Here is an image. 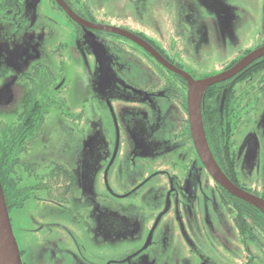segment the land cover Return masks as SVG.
Listing matches in <instances>:
<instances>
[{
  "label": "flooded vegetation",
  "instance_id": "flooded-vegetation-1",
  "mask_svg": "<svg viewBox=\"0 0 264 264\" xmlns=\"http://www.w3.org/2000/svg\"><path fill=\"white\" fill-rule=\"evenodd\" d=\"M62 1L79 20H74L53 0L72 32L78 36L86 31L94 33L103 41V49L95 47V54L91 53L88 88L73 107L66 96L70 86L66 63L58 48L52 51L53 55L37 58L27 46L26 68L15 66L10 75L0 67V106L12 105L13 85L22 90L21 103L12 109V118L0 119V183L11 224L19 219L17 213L26 201L34 208L32 204L38 202L51 205V210L62 215L72 202L73 215H83L80 221L85 235H68L67 242L59 237L41 240V249L32 254V259L29 252L28 261L22 264H95L96 258L103 260L101 264H159L160 258L164 259L162 264H170L173 253L166 250L168 240L172 237L171 247L180 245L174 236L176 229L180 240L188 244L193 239L200 241L196 230L204 222L200 221L199 226L193 222L190 208L203 200L229 205L230 218L242 242L256 246L258 258L264 263V215L220 186L199 157L190 130L187 82L137 41L97 28L106 25L93 19L92 0ZM187 1L176 0V9L160 22L166 26V32L160 33L164 42L168 45V35L173 38V47L166 45L168 49H162L129 24L116 28L146 42L193 80L215 74L197 76L188 72L177 57L187 59L203 46L221 44L211 42L210 37L216 30L230 33L238 13L249 19L246 27L256 30V36L264 33V0H203L202 5L209 12L204 16L197 15ZM0 20L2 30L9 26L22 31L27 21V0H0ZM235 43L228 40L224 44ZM255 45L252 50L225 58L218 74L264 46V41ZM58 46L63 50L62 44ZM70 52L77 55L75 50ZM54 57H59L57 65L52 63ZM263 102L264 55L230 78L210 85L201 97L200 110L206 143L220 170L232 184L264 200V186L259 191L257 184L263 141L250 126L252 115ZM51 113L60 116L58 124L65 132L63 137L59 135L60 141H48V145L45 120ZM106 118L120 126L118 141L102 132L101 123ZM143 125L152 132L151 136L142 131ZM141 136L148 141L153 157L147 168L141 166L136 170L133 164L143 165L145 158L133 155L137 148L131 141ZM39 147L40 154L48 160L44 164L37 161L38 155L32 156ZM122 172L131 173L127 181L117 180L110 185V176ZM97 186L105 191L104 200L95 191ZM31 219L29 216L28 220L36 222ZM50 222L51 219L42 221ZM48 227L51 229L50 224ZM41 228L38 225L33 231ZM132 241L139 248L111 254L112 247ZM97 249L107 250L106 255H96ZM189 250L195 253V248L189 246ZM247 251L241 264H251L257 257L250 249ZM193 258L196 264H213L201 254L195 253ZM181 264L193 262L186 258Z\"/></svg>",
  "mask_w": 264,
  "mask_h": 264
},
{
  "label": "rangeland",
  "instance_id": "rangeland-1",
  "mask_svg": "<svg viewBox=\"0 0 264 264\" xmlns=\"http://www.w3.org/2000/svg\"><path fill=\"white\" fill-rule=\"evenodd\" d=\"M175 1L176 0H92V4L90 5L93 10V19L96 22L104 23L106 26L115 28L129 24L130 27L143 33L162 49H168L167 46L173 47V38L168 35L170 39L168 45L165 43L166 40L164 42V38H162L160 33L161 31L166 32V26H162L160 22L166 16H170L176 9ZM187 3L197 15L204 16L206 13L209 14L202 5L203 0H188ZM244 7L246 10L250 9L248 6ZM250 14L254 15L252 12ZM126 15L134 17L135 20ZM127 17L129 20H126ZM234 19V28L230 33L216 30L215 34L213 33L210 37L211 42H222L221 44H210L207 47L203 46L198 52H195L187 59L179 56L177 57V60L181 62L185 70L194 72L197 76L217 75L220 71V65L225 58H229L246 50H252L256 47V42L259 40L264 41V33L259 37L255 35L256 30L254 31L252 28L246 27L249 22L247 17L238 13V16ZM2 23L3 21L0 20V24ZM72 31L65 16H62L54 6L53 0H27V21L22 31L18 32L9 26H7L5 30L0 28V67L8 71L10 75H12L11 73L15 66L26 68L29 64V60L27 61V46L32 49L31 53L38 55L37 58L46 57L48 54L50 55V53L53 55L52 51L58 48V53L62 52V60L66 63L65 74L67 77V84L70 86V88L68 87V90H66V96L73 107L77 99L83 95L84 90L88 88L87 85L91 77L88 67L91 62V53L95 54V47L103 49V41L100 39L98 40V37L91 32L86 31L84 34L78 36ZM164 35L167 37L166 34ZM228 40H235L237 43L231 45L224 44ZM59 44L63 45V50L59 48ZM96 44L98 45L96 46ZM71 49L77 51V55L72 54L70 52ZM69 55H72L71 59L68 58ZM57 59L59 60V57H54L52 63L57 65ZM33 60L34 58H32V62ZM96 74L97 72L95 76ZM100 76L101 73H99V77ZM18 88L19 87L16 85H13L14 98L12 105L0 106V119L10 120L12 118V109L20 105L22 90ZM138 101L140 100L138 99ZM143 105L151 107L153 104ZM59 117L58 114L51 113L45 120V128L48 131L45 141H47L46 143L48 145H50L48 141H60L59 135L61 134L60 137H63L65 132L58 124ZM250 126L257 131L263 141L261 174L259 181H257L259 191H261V186H264V105L252 115ZM119 128V125L116 126L112 124L108 118L103 119L101 123L102 132L104 135L109 133L112 137V141H118L119 135L117 130ZM141 128L144 133L151 136L152 132H149V128L146 125L141 126ZM144 136L143 138L141 136L138 140L134 139L131 141L137 148L133 155L144 156L145 158V160L142 161L143 165L138 162L133 164L136 170L141 166L147 168V163L150 161V158L153 157L151 151H148L149 144L148 141L144 140ZM158 137H160V135ZM120 138L122 137L120 136ZM48 147L49 146H47V148ZM142 148L145 150H142ZM40 152L41 150L39 147L37 154H35V150L32 152V156L38 155L37 161L40 164H44L48 160L45 155L43 153L40 154ZM24 158L27 159V154ZM113 167H115V163ZM130 175L131 173L122 172L121 174H116L114 177L110 176L109 184L116 183L117 180L125 182ZM95 191L101 199L104 200L105 191L98 186L95 187ZM207 198L211 199L210 195H208ZM32 205L37 209L27 205L26 201L22 210L17 213L19 219L11 224L12 233L18 250L24 251V254L22 256L20 255L21 262L28 261L27 255L29 252L31 253V259L33 258L32 254L41 249V240L59 237L67 242L68 235H79L78 238L83 234L85 235V226L80 221L83 215L77 213V215H73L75 213V205L72 204V202L66 206L65 215L57 213L56 209L51 210L50 208H52V206L48 204L43 205V203L38 202V205L35 203ZM190 211L193 215V222H196L198 226L200 225V221L204 222L202 228L199 227L198 230H196L197 234H199L200 241L196 242L193 239L191 243L193 246H191L187 241L180 240L178 237V230L176 229L174 231V236L180 245L176 244V248L174 246L171 247L170 240L172 237L168 240V248L166 250L173 253V257L170 259L172 262H170V264H181L186 258H190V261L196 264L194 263L196 259L193 258L195 257V253L203 255L208 260L212 261L213 264H241V261L245 259L248 253L247 249L253 251L257 256L251 264H264L260 261L258 258L259 255L256 253L258 248L252 244L245 245L239 237L230 218L231 210L229 205L218 201L212 202V200H207L205 202V200H203L200 205H193ZM67 212H70V214L67 215ZM13 216L12 213V217ZM29 216L32 217L31 220L36 222L34 223L28 220ZM74 217L75 219H73ZM47 219H51V222L48 224L42 223V221ZM49 224L51 229L48 227ZM38 225H41L42 228L37 232L33 231ZM60 225H62L63 228H61ZM69 243L71 248L74 249L73 243ZM189 246L195 248V253L191 254ZM137 248H139L137 242L132 241L131 244L112 247L110 251L112 255H120L124 254L126 250H135ZM106 253L107 250H96V255L101 257H104ZM163 261L164 259L160 258L159 264H162ZM101 262H103V260L96 258L95 264H101Z\"/></svg>",
  "mask_w": 264,
  "mask_h": 264
},
{
  "label": "water",
  "instance_id": "water-1",
  "mask_svg": "<svg viewBox=\"0 0 264 264\" xmlns=\"http://www.w3.org/2000/svg\"><path fill=\"white\" fill-rule=\"evenodd\" d=\"M56 1L74 20L78 19L62 0H56ZM83 24L91 26V24L89 23H83ZM96 27L109 32L127 36L137 41L145 49L150 51L154 55V57L157 60H159V62L162 65H164L171 72L181 76L187 82V86H188L187 107H188L190 130L199 157L207 167L208 172L211 174V176L220 186H222L231 195L246 202L251 206L256 207L264 214V200L255 195L249 194L243 191L242 189L238 188L234 184H232L229 181V179L223 174V172L220 170L217 163L211 156L206 143L205 133L203 130L202 120H201V110H200V101L205 90L214 83L230 78L231 76H233L234 74L238 73L240 70L245 68L248 64L253 62L255 59L263 56L264 46L249 52L247 55L241 58L235 65H233L231 68L220 74L200 80H193L189 74L169 64L165 59L159 56V54L155 50H153L146 42L137 38L136 36L115 27H110V26L107 27L96 26ZM196 87H202L200 90L201 92L199 94L198 100H196ZM0 231H1L2 239L5 243L6 251L8 254L7 256L10 264H22L20 252L18 250L16 241L12 233L11 223H10L1 183H0Z\"/></svg>",
  "mask_w": 264,
  "mask_h": 264
},
{
  "label": "bare ground",
  "instance_id": "bare-ground-1",
  "mask_svg": "<svg viewBox=\"0 0 264 264\" xmlns=\"http://www.w3.org/2000/svg\"><path fill=\"white\" fill-rule=\"evenodd\" d=\"M202 87H196V100L199 98L200 90ZM7 251L5 247V243L2 239L1 231H0V264H10Z\"/></svg>",
  "mask_w": 264,
  "mask_h": 264
},
{
  "label": "trees",
  "instance_id": "trees-1",
  "mask_svg": "<svg viewBox=\"0 0 264 264\" xmlns=\"http://www.w3.org/2000/svg\"><path fill=\"white\" fill-rule=\"evenodd\" d=\"M206 90H207V89H206ZM206 90H205V91H206ZM245 203H246V202H245ZM263 215H264V214H263Z\"/></svg>",
  "mask_w": 264,
  "mask_h": 264
}]
</instances>
